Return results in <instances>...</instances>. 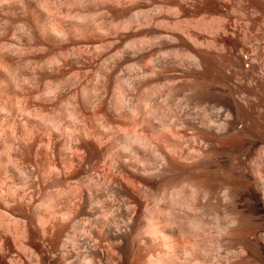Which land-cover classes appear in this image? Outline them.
<instances>
[{
	"label": "clouds",
	"instance_id": "9594fccd",
	"mask_svg": "<svg viewBox=\"0 0 264 264\" xmlns=\"http://www.w3.org/2000/svg\"><path fill=\"white\" fill-rule=\"evenodd\" d=\"M0 14V264H264V0Z\"/></svg>",
	"mask_w": 264,
	"mask_h": 264
},
{
	"label": "bare ground",
	"instance_id": "6f19581e",
	"mask_svg": "<svg viewBox=\"0 0 264 264\" xmlns=\"http://www.w3.org/2000/svg\"><path fill=\"white\" fill-rule=\"evenodd\" d=\"M18 6L13 5L10 11V14L14 15L17 11ZM6 11H8L6 9ZM3 14H0L2 16ZM45 15L43 12H38L36 15V18L43 23L45 21ZM7 18V17H4ZM31 18V17H30ZM50 46V45H49ZM22 99V96L18 93H16L15 88L10 80V78L7 76V74L0 70V102H8V103H15L19 104ZM18 132H22V127L18 126ZM36 143H38V138ZM32 147V156L35 157L37 155L35 151V143L31 146ZM99 151V150H98ZM41 160H43V153H40ZM59 159V157H57ZM119 163V161H117ZM98 164H103V159H99ZM90 182H95L97 184V190L103 194V197L101 199H98L94 201L92 207L93 208H101L104 207L105 199L108 198V189L105 188L104 184L98 180H95L93 177L86 178ZM130 182V183H129ZM137 182V177L134 173H129L125 178V187L128 189L129 192L133 191L132 185ZM248 197L251 198V202L254 203L257 207L264 205V201H261L259 199L258 193H256L254 190H247L245 193ZM111 200H112V206L110 208V211L113 215H117L120 211V205L118 203L116 193L113 191L111 193ZM79 225H73V231L78 230ZM70 241H66V243H69ZM128 264H136V260L129 256L128 258ZM153 264H158V262H153Z\"/></svg>",
	"mask_w": 264,
	"mask_h": 264
}]
</instances>
